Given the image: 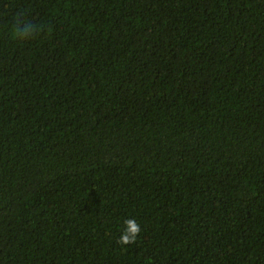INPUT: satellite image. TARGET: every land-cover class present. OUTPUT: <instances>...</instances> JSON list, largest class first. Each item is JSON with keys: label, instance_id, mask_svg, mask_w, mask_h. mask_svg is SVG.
Wrapping results in <instances>:
<instances>
[{"label": "trees", "instance_id": "trees-1", "mask_svg": "<svg viewBox=\"0 0 264 264\" xmlns=\"http://www.w3.org/2000/svg\"><path fill=\"white\" fill-rule=\"evenodd\" d=\"M0 264H264V0H0Z\"/></svg>", "mask_w": 264, "mask_h": 264}, {"label": "clouds", "instance_id": "clouds-1", "mask_svg": "<svg viewBox=\"0 0 264 264\" xmlns=\"http://www.w3.org/2000/svg\"><path fill=\"white\" fill-rule=\"evenodd\" d=\"M16 31L17 33L22 31L23 35L27 37L32 34L33 28L31 24H28V25H25L22 30L17 29ZM140 231H141V228L135 220L133 219L126 220L125 230L122 232L118 243H120L121 245H125V246L135 243Z\"/></svg>", "mask_w": 264, "mask_h": 264}]
</instances>
